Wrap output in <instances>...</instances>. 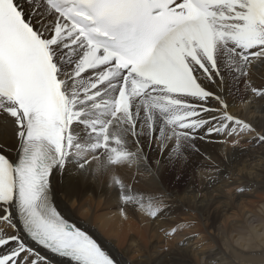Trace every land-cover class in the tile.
I'll use <instances>...</instances> for the list:
<instances>
[{
	"label": "bare ground",
	"instance_id": "6f19581e",
	"mask_svg": "<svg viewBox=\"0 0 264 264\" xmlns=\"http://www.w3.org/2000/svg\"><path fill=\"white\" fill-rule=\"evenodd\" d=\"M13 2L48 46L64 100L49 178L62 218L115 264H264V24L251 10L225 7L243 19L212 22L214 59L202 55L207 70L195 68L208 96L130 88L129 106L115 115L125 73H81L89 50L48 0ZM31 106L0 95L2 171L13 173L29 150L40 156L29 148ZM20 213L15 195L0 203V260L75 264L37 247ZM177 238L189 241L175 246Z\"/></svg>",
	"mask_w": 264,
	"mask_h": 264
},
{
	"label": "rangeland",
	"instance_id": "374dc122",
	"mask_svg": "<svg viewBox=\"0 0 264 264\" xmlns=\"http://www.w3.org/2000/svg\"><path fill=\"white\" fill-rule=\"evenodd\" d=\"M230 21H228V23H229ZM112 68V67H111ZM258 96V95H257ZM230 134H232V132H230ZM103 149L105 148V147H102ZM182 182L180 181L179 182V184H181ZM246 210H249V209H246ZM231 232V231H230ZM175 235V233L173 234V236H172V239L175 237L174 236ZM190 238H191V240H193L190 244H193V243H195L196 241H195V238H196V235H190ZM179 240H181V238H177L176 239V241H175V246H180L181 245V243H186V242H188L189 241V239H187V238H184L183 239V241L182 242H179ZM208 244V243H207ZM186 246H182V248H185Z\"/></svg>",
	"mask_w": 264,
	"mask_h": 264
}]
</instances>
